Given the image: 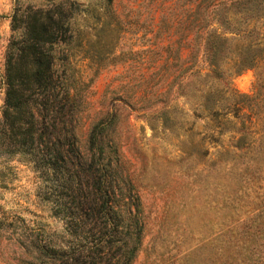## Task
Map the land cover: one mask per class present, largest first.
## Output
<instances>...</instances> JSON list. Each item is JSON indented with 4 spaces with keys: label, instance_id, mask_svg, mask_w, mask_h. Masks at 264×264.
Here are the masks:
<instances>
[{
    "label": "trees",
    "instance_id": "16d2710c",
    "mask_svg": "<svg viewBox=\"0 0 264 264\" xmlns=\"http://www.w3.org/2000/svg\"><path fill=\"white\" fill-rule=\"evenodd\" d=\"M119 1L57 0L14 7L10 15L0 156L30 165L62 220L58 239L32 243L28 256L41 264H130L141 243L140 195L109 133L116 110L83 115L105 58L127 54L135 101L152 130L186 124L189 131L201 121L205 131L194 140L199 131L190 130L183 150L206 154L203 138L221 142L228 132L232 150L220 158L229 172L264 169V0H126L124 9ZM125 37L130 42L116 52ZM246 68L253 70L249 95L230 81ZM184 103L191 118L179 114ZM186 248L200 249L201 260L192 261L201 264L202 242ZM223 255L207 258L223 264Z\"/></svg>",
    "mask_w": 264,
    "mask_h": 264
},
{
    "label": "rangeland",
    "instance_id": "374dc122",
    "mask_svg": "<svg viewBox=\"0 0 264 264\" xmlns=\"http://www.w3.org/2000/svg\"><path fill=\"white\" fill-rule=\"evenodd\" d=\"M52 1L57 0H0V108L10 15L14 7L21 10ZM76 1L85 6L89 0ZM125 2L120 0V7ZM261 31L264 34V25ZM130 39H121L116 52L124 50ZM126 55L112 63L107 58L102 60V69L94 77L83 104V115L116 110L109 133L119 143L118 160L131 190L140 195L143 216L141 243L130 264H194L192 259L201 260L200 249L187 254L185 250L201 242V264H210L207 257L214 256L217 250L224 253L223 264H264V169L241 177L229 172V163L224 164L220 158L222 151L232 150L233 139L228 132L221 142L204 137L206 154L183 150L182 145L190 144V130L199 131L194 140L205 131L201 121H196L189 131L186 124L177 129L156 126L152 130L135 101L132 79L136 72L130 63L122 61ZM230 81L238 92L249 95L253 70L243 69L231 75ZM177 99L178 103L183 100ZM182 108L179 114L191 118L187 103ZM239 182L241 188L234 192L232 188ZM41 184L30 165L17 156H0V264H41V258L33 260L28 256L34 248L32 243L61 236L62 220Z\"/></svg>",
    "mask_w": 264,
    "mask_h": 264
}]
</instances>
